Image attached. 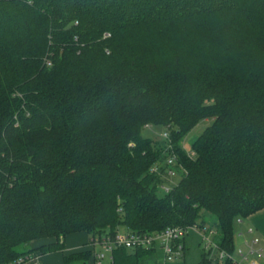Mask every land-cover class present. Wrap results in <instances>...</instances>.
<instances>
[{"label": "trees", "instance_id": "trees-1", "mask_svg": "<svg viewBox=\"0 0 264 264\" xmlns=\"http://www.w3.org/2000/svg\"><path fill=\"white\" fill-rule=\"evenodd\" d=\"M263 209L264 0H0V264L76 233L194 225L233 255L234 221ZM191 233L172 264H212ZM90 263L88 247L61 264Z\"/></svg>", "mask_w": 264, "mask_h": 264}, {"label": "built area", "instance_id": "built-area-1", "mask_svg": "<svg viewBox=\"0 0 264 264\" xmlns=\"http://www.w3.org/2000/svg\"><path fill=\"white\" fill-rule=\"evenodd\" d=\"M164 136L167 137V134L165 133ZM167 165L175 166L176 158L174 156L169 157ZM158 170L159 167L157 166L153 168L154 172ZM166 175L169 182H172V179L177 175V171L175 168L169 167ZM162 188L165 192H169L171 185L167 183ZM190 232L198 233L203 238L205 249L212 251V264H219L218 261L224 260L225 258L231 259L234 264H240L234 261L233 255L218 247L212 239V231H207L205 228H200L195 225L188 227H167L159 232H137L120 229L114 235L92 238L90 239L89 247L94 252L93 264H110L113 261V252L119 248L158 251L162 253V258L159 261L160 264H172L184 258V241ZM30 259L32 258H20L8 264H25Z\"/></svg>", "mask_w": 264, "mask_h": 264}, {"label": "rangeland", "instance_id": "rangeland-1", "mask_svg": "<svg viewBox=\"0 0 264 264\" xmlns=\"http://www.w3.org/2000/svg\"><path fill=\"white\" fill-rule=\"evenodd\" d=\"M210 121H201L183 140V148L187 151H190V145L192 141H194L198 136L202 134L205 128L209 125ZM166 132V129L162 126H149L145 127L142 130V135L144 137L153 139V140H162L163 135ZM179 181V178H173L172 183H176ZM257 235L255 233H250L248 224L246 219L238 218L233 223V241L235 250L233 253L234 261L240 264H249L252 260H261V256L259 253L260 249L264 250V241H261L259 244L256 243L255 237ZM90 236L86 232L72 234L67 237V244L72 240L76 244V250L87 249L89 247ZM189 239H194V245L191 248L194 249V256L192 258L193 262L199 259L200 253L202 252V248L204 245L203 238L198 233H191L188 235ZM86 243V244H85ZM85 244V245H84ZM74 252V251H73ZM68 251L66 252V254ZM72 253V252H71ZM70 254V253H68ZM109 256V253H108ZM260 256V257H259ZM108 260V259H107ZM93 264V263H90ZM157 264H160L158 262ZM264 264V261L261 262Z\"/></svg>", "mask_w": 264, "mask_h": 264}, {"label": "crops", "instance_id": "crops-1", "mask_svg": "<svg viewBox=\"0 0 264 264\" xmlns=\"http://www.w3.org/2000/svg\"><path fill=\"white\" fill-rule=\"evenodd\" d=\"M250 233H255L257 236L255 237V240L257 244H259L261 241H264V209L261 211H258L249 217L246 218ZM82 233V232H81ZM89 241V240H88ZM67 244V238L65 240V249L62 251H57L53 253H48L44 255L34 254L29 261H27L25 264H61L63 261V258L65 255L71 252H76L80 250H76L77 247L74 241L69 242V245ZM86 244V243H85ZM84 244V245H85ZM68 253L66 254V252ZM261 260H252L249 264H261V262L264 261V250H259ZM259 256V257H260Z\"/></svg>", "mask_w": 264, "mask_h": 264}]
</instances>
